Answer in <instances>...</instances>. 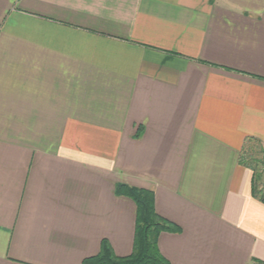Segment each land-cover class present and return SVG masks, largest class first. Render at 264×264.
<instances>
[{
    "label": "crops",
    "instance_id": "0c3cea01",
    "mask_svg": "<svg viewBox=\"0 0 264 264\" xmlns=\"http://www.w3.org/2000/svg\"><path fill=\"white\" fill-rule=\"evenodd\" d=\"M247 138L264 147V0H0V264L129 255L117 183L180 227L170 264L264 262Z\"/></svg>",
    "mask_w": 264,
    "mask_h": 264
},
{
    "label": "trees",
    "instance_id": "16d2710c",
    "mask_svg": "<svg viewBox=\"0 0 264 264\" xmlns=\"http://www.w3.org/2000/svg\"><path fill=\"white\" fill-rule=\"evenodd\" d=\"M238 161L252 171V194L264 203V188L259 186L264 173L263 145L253 138H247ZM115 193L131 199L136 207L132 251L127 256H117L109 242L102 240L99 252L84 258L82 264H170L159 251L158 237L165 232L177 233L180 227L157 213L153 191L117 183ZM249 264H264V262L251 259Z\"/></svg>",
    "mask_w": 264,
    "mask_h": 264
},
{
    "label": "rangeland",
    "instance_id": "374dc122",
    "mask_svg": "<svg viewBox=\"0 0 264 264\" xmlns=\"http://www.w3.org/2000/svg\"><path fill=\"white\" fill-rule=\"evenodd\" d=\"M256 152H257V151H256ZM255 157H257V156H255ZM258 157H259V156H258ZM259 158H260V157H259ZM261 184H264V173H263L262 180L260 181V184H259L260 188H264V186L262 187Z\"/></svg>",
    "mask_w": 264,
    "mask_h": 264
}]
</instances>
